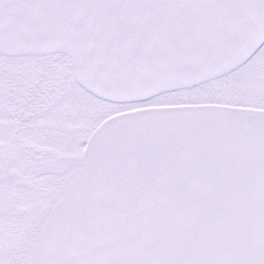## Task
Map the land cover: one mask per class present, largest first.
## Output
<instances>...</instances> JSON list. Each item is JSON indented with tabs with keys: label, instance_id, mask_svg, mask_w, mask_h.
I'll return each instance as SVG.
<instances>
[{
	"label": "snow or ice",
	"instance_id": "obj_1",
	"mask_svg": "<svg viewBox=\"0 0 264 264\" xmlns=\"http://www.w3.org/2000/svg\"><path fill=\"white\" fill-rule=\"evenodd\" d=\"M0 264H264V0H0Z\"/></svg>",
	"mask_w": 264,
	"mask_h": 264
}]
</instances>
